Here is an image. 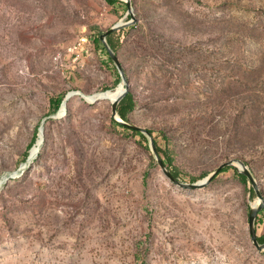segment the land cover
Segmentation results:
<instances>
[{
	"label": "rangeland",
	"instance_id": "obj_1",
	"mask_svg": "<svg viewBox=\"0 0 264 264\" xmlns=\"http://www.w3.org/2000/svg\"><path fill=\"white\" fill-rule=\"evenodd\" d=\"M114 1L0 0V180L19 173L0 191V264H264L250 181L231 170L180 187L149 141L113 123L110 101L82 96L120 85L96 42L133 20ZM133 3L137 22L115 32L129 121L183 182L241 160L264 197V0ZM71 93L56 117L51 99ZM41 127L43 150L22 170Z\"/></svg>",
	"mask_w": 264,
	"mask_h": 264
},
{
	"label": "water",
	"instance_id": "obj_2",
	"mask_svg": "<svg viewBox=\"0 0 264 264\" xmlns=\"http://www.w3.org/2000/svg\"><path fill=\"white\" fill-rule=\"evenodd\" d=\"M124 1L128 5L129 15H131L133 17V20L130 22H127V23H120V24L114 26L109 31L102 34V36H101V40L105 44L106 48L108 49L109 56L112 59V61L115 63L117 70L120 74V77H121L120 85L124 88L122 93L112 102V118L114 120H116L117 122H119L121 125L129 128L131 130L138 131V132H141L142 134H144L149 141V147H150L158 165L161 167L163 173L167 177H169L174 183H176L177 185H179L180 187H182L184 189H187V190L206 189L210 185H212L213 182L216 180V178L228 167H235L241 174H244L246 177H248L250 183L253 184V187L255 188V190L257 192V198H258L257 204H254L252 206V210H251V214H250V232L252 235L253 242L257 246V248L259 250H264V242L262 243L259 241V236L257 233V217H258L259 212L264 208V197H263L262 191L260 189V186L258 184L257 178L255 176V173L252 171V169L244 161L231 160L229 162H226V163L222 164L218 169H216L212 174H210V176H208L206 179H204L203 181H200L198 183L183 182L181 179L177 178L173 174V171L170 170L167 167V165L165 164L163 158L161 157V155L159 154V152L157 150V146H156L154 137L149 132V130L147 128L140 127L134 123H131L130 121L124 120L119 115L118 106L121 103V101L124 99V97L130 92V81H129V78L126 74L124 66H123L122 62L120 61L119 56L114 51L113 47L111 46V44L109 42V36H111L112 34H114L117 31H120V30H123L125 28L132 26L133 24H135L137 22V20L135 18V13H134L133 0H124ZM69 97H70V95H68L66 97V99L62 102V105H61L59 111L57 112L56 117H60L61 108L63 105L66 104ZM83 97H84V95H83ZM85 99L88 100L87 98H85ZM43 130H44V127H41L39 129L38 137L43 132ZM18 176H19V173H16L13 176H11L10 178L14 179V178H17ZM10 178L6 179L4 185L9 181Z\"/></svg>",
	"mask_w": 264,
	"mask_h": 264
},
{
	"label": "trees",
	"instance_id": "obj_3",
	"mask_svg": "<svg viewBox=\"0 0 264 264\" xmlns=\"http://www.w3.org/2000/svg\"><path fill=\"white\" fill-rule=\"evenodd\" d=\"M109 2L111 4H115L114 0H109ZM96 42L98 44L102 43L101 36L97 37ZM109 42H110L111 46L113 47L114 51L118 53V49H117L118 46L115 43V33L112 34L111 36H109ZM104 51L106 52L107 56L109 57L110 61L112 62V59L109 56V51H108V49L106 47L104 48ZM117 74H118V83H120L121 77H120L118 71H117ZM62 102H63V99L61 97L58 98V99H51V110L53 111V114H56L59 111V109H60V107L62 105ZM135 109H136V102H135L134 96H133V94L131 92H129L124 97V99L121 101V103L119 104L118 113H119V115L121 116L122 119L129 121V116L135 111ZM113 123L116 126L122 128L123 130H127V131L132 132L133 135L139 136L144 142H146V143L148 142V139L146 138V136L144 134H142L141 132L131 130V129L121 125L119 122H117L114 119H113ZM149 132L151 134H153L152 131L149 130ZM38 134H39V132L37 131L36 135H35V138H34V141H33V146L36 144V142L38 140ZM155 143H156V146H157V150H158L159 154L161 155L162 149L159 147V145L157 144L156 141H155ZM231 170H234L236 175L238 177H240L245 184H247V185L249 184L248 177H246L244 174H241L235 167H228L222 173H225V172H228V171H231ZM173 174L177 178H180L181 173H180V170L178 168L173 171ZM251 193H252V198L257 199V192H256L254 187L251 188ZM259 241L263 243L264 242V236H259Z\"/></svg>",
	"mask_w": 264,
	"mask_h": 264
},
{
	"label": "bare ground",
	"instance_id": "obj_4",
	"mask_svg": "<svg viewBox=\"0 0 264 264\" xmlns=\"http://www.w3.org/2000/svg\"><path fill=\"white\" fill-rule=\"evenodd\" d=\"M123 89L124 88L121 85H119L118 88L115 90L102 92L99 94H95L93 96L84 95V97L87 98L90 102H97L99 100H107V101H110L112 103L122 93ZM75 94L76 93H71L69 99L72 96H74ZM66 109H67V102L61 108L60 117L65 115ZM44 142H45V129L43 130V132L38 137V140H37L35 146L32 148V150L30 152L29 160H28L27 164H24L22 170H25L30 165H33V163L39 158V155L41 154V152L43 150ZM6 179H7V177H4L0 180V191H1L2 187L4 186Z\"/></svg>",
	"mask_w": 264,
	"mask_h": 264
},
{
	"label": "built area",
	"instance_id": "obj_5",
	"mask_svg": "<svg viewBox=\"0 0 264 264\" xmlns=\"http://www.w3.org/2000/svg\"><path fill=\"white\" fill-rule=\"evenodd\" d=\"M87 42V39H83V41L79 44V47H83L84 46V44ZM78 49V48H77ZM62 57L61 56H59V57H57V60H60Z\"/></svg>",
	"mask_w": 264,
	"mask_h": 264
}]
</instances>
